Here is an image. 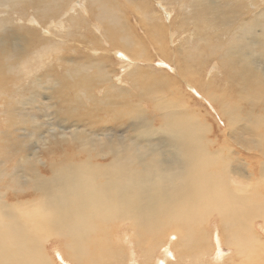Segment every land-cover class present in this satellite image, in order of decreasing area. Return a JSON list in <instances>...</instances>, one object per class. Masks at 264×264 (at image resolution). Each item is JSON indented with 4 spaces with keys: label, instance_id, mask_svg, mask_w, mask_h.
<instances>
[{
    "label": "bare ground",
    "instance_id": "6f19581e",
    "mask_svg": "<svg viewBox=\"0 0 264 264\" xmlns=\"http://www.w3.org/2000/svg\"><path fill=\"white\" fill-rule=\"evenodd\" d=\"M36 1L7 0L12 12L20 13L21 16L22 9L24 10L26 4L35 5ZM73 1L75 0H38V6H41L36 8L33 22L46 21L53 16L57 17V10L60 7L65 10ZM85 1L88 7L82 5L80 11L74 10L72 17L69 16L67 25L72 31L69 30L67 37L80 45L87 43L91 47H96L98 40L93 37L95 34L91 36L96 31L101 39L110 46V49L106 50L107 52H113L116 49L122 50L123 53L127 55L129 53L133 57L134 64H138L140 61L137 60L143 57L140 43H138L136 35L131 37V32L126 28L129 21L127 20V23L124 17L122 19L118 15L122 11L118 12L117 9L118 14L115 12L118 0ZM131 1L138 5L139 1ZM181 1L183 0H179L184 4ZM255 1L194 0L192 7L188 8L191 12L187 13L184 19H190L193 23H200L202 27L212 29L213 34L210 35L212 37H216L215 31H217V39L215 38L217 45L222 43L220 38L224 36V33L216 29L224 23L225 14H229V11L231 14L246 12L250 6L255 7L259 3V1L256 4L253 3ZM62 2H66V5L63 6ZM184 5L187 6V4ZM145 6L144 8H147ZM138 7L137 9H140ZM94 10L101 27L98 26L99 29L94 31H88L86 28L90 35L88 36L83 32V29L87 27L85 25L89 22V16L94 13ZM142 11L140 9L137 12L144 17ZM9 12L6 10L4 13L9 16ZM7 20H0V27L6 26ZM38 24L31 25L37 26ZM58 25L59 23L54 25L55 29ZM61 26L65 28L64 25ZM154 27L155 33H157L155 39H158L160 32L156 26ZM238 27L242 31L241 39L246 46L235 51V47H231L221 58L214 56L217 54H210L211 58L212 56L218 58L220 65L228 70V74L223 77L226 86L232 84L245 88L243 92L237 91L238 99L232 103L233 106H226V113H221L228 119L229 133L240 129L239 135L242 136L260 130L252 136L256 137L255 139H242V143L238 141L235 144L236 149L234 148V150L237 153V159L234 156V151L225 146L226 143L216 148L221 140L218 137L213 141L214 149H212V141L204 135L209 132V126L201 122L195 112L190 115L185 114V121L177 116L165 115L164 127H157L154 125L156 124L155 117L152 116V113L144 111L140 105H133L135 107L130 106L122 110L126 117L125 130L118 129L122 117L111 119V122H108L107 119H102L97 112H93L91 109L83 114L85 105L83 97L85 95L87 96L85 99L91 101L96 108L102 107L103 103L95 102L93 99L98 100L100 96L108 99L109 103L104 105L106 108L110 105L116 106L117 103L127 104L125 100L124 103L121 102V97L123 94L129 95L128 93L133 91L119 86L125 84L123 81L126 79L118 78L120 84H117L115 79L119 73L115 77L117 72L112 68L103 67L98 57H94L93 62L87 61L88 64L82 65L80 68L78 65V68L76 67L70 73L72 84L65 80H68L67 73L62 74L63 77L65 76L63 80L57 78L58 81L55 80L53 72L51 77L47 71L50 76L48 79L45 78L46 82L51 84L55 81V85L52 84V87L43 80L45 75L36 76L32 86L40 90L46 87L51 92L50 100L49 98L47 100L52 104L46 105L51 108V114L58 115L66 105V109L61 114L72 118L71 127L74 129H72L71 140H69L70 137L66 139L69 135L65 128L61 130L62 141L69 140L71 143L80 141L82 152L79 151L76 157L79 158L83 155L85 158H70L67 159L68 161L66 160L67 164L62 162L60 165H57V162L53 160L45 163L39 159L38 149H35L31 154H25L22 157L20 166L26 168L31 163L40 164L47 166V172L49 171L50 174L42 173L40 165L34 167L31 165L28 177L23 175L24 168L22 171L20 170L22 176L14 177L17 174H13L14 170L13 173L11 172L12 177L9 179L11 181L19 180L13 184L7 185L8 182L3 181V177H0V190L6 191H0V264H53L51 253L47 251L46 245H54L58 241L64 243L58 250L67 259H63L64 264H72L70 261H75L78 264H264V161H260V158L251 161L252 156L254 159H257L258 156L250 154L247 157L246 153L258 150L260 156L264 157V134H261V130H264V96L260 89L264 88V70L262 69L264 63V8L259 10L257 16L244 18ZM196 29L199 31L198 27ZM27 30L30 33L36 29L27 28ZM146 32L150 34L149 30ZM79 33L83 35L79 36ZM34 35L38 34L34 33ZM197 36L200 38L197 39V42L200 40L209 42V40L203 39L208 35L199 34ZM5 39L1 38L0 42L8 41ZM190 41V38L189 40L181 38V44L177 48L170 50L169 47L163 46L160 49L165 58L169 57L180 68V75L177 74L181 76V81L186 82L188 86L192 83L197 86L199 81L196 77L192 76L190 80H186L185 77L189 75L188 69L191 63L195 62L198 66L203 65L207 57L197 54L198 47L192 51L186 50L188 47L186 45ZM121 42L123 45H120ZM130 46L134 48V51ZM135 47H139L140 51ZM20 53L13 50L10 55L14 58ZM173 55H175L174 58ZM92 58L90 57L89 61ZM71 59L67 62L72 63L74 59ZM62 60L66 61V59ZM93 64L96 69L95 73L86 72L85 69L88 67L86 65ZM128 67L133 68L131 65ZM96 79V84L90 85L91 82L95 83ZM214 81L215 78L211 77L208 82H205L206 89L201 86L199 88L209 91L213 87ZM102 83L106 86L104 91L101 94L98 92L99 95L94 93ZM70 85L73 86L72 89L75 92H82V94L75 96L76 93H74L72 97L67 93L63 94L68 97L60 107L62 87H67L69 90ZM134 89H139L137 83L134 85ZM24 92L25 89L21 88V95L16 94V96L21 97L22 105H27L29 101L24 100ZM7 94H10L9 89L0 87V97ZM32 95V100L35 101V96L39 94L36 91ZM206 96L216 103L221 100V98L215 99L209 94ZM244 102L245 104H243ZM240 103L243 104L242 108H238ZM260 105H263L262 108ZM77 111H80L82 115L77 117L75 113ZM92 113L95 114V117H92ZM48 114L47 116H53ZM89 117L100 118V121H93V119L87 121L92 124L90 128H93V132H99L98 134L89 133L86 135V130L81 127L77 129L76 126L82 120H88ZM109 123L113 125L109 126ZM113 137L117 139L115 140ZM222 137L227 142V134H223ZM52 138L53 142L58 136L55 134ZM42 140L49 141L46 138ZM56 143L54 142V145ZM28 148L26 146L25 150ZM228 149H230L229 154L227 153ZM50 153H54V151ZM107 157H111L109 163L103 164L98 160ZM95 159L98 162H95ZM248 160L250 162L246 163ZM256 164L260 166L259 171ZM2 183L5 184V187ZM14 186L23 188L21 190L31 189L34 196L26 198L27 190L22 193H25L22 196L24 198H21V194L17 193L19 189H14ZM210 216L213 217L214 226L205 223ZM112 221L118 224L127 223L129 231L134 234L132 238L129 236L131 233L128 230L123 231L124 234L121 236L122 230L116 223L113 226L115 228H111ZM170 227H172L171 231ZM175 227L181 228L182 243H177L173 239L166 241V238L169 239L170 235L176 233L175 229L178 228ZM136 236L144 239L153 238L152 258H144L145 261L141 262L139 259L140 248L136 246L140 245V241L133 242L137 239ZM122 238L124 240L126 238V241L122 242ZM224 242L226 246L223 248L221 243ZM145 243L148 244V241ZM130 246L132 249H129ZM133 249H137V251L130 256L129 253L133 252ZM175 250L178 252L176 253ZM148 252L150 253V251ZM144 254L148 257V253ZM97 255H99L100 262H97Z\"/></svg>",
    "mask_w": 264,
    "mask_h": 264
},
{
    "label": "rangeland",
    "instance_id": "374dc122",
    "mask_svg": "<svg viewBox=\"0 0 264 264\" xmlns=\"http://www.w3.org/2000/svg\"><path fill=\"white\" fill-rule=\"evenodd\" d=\"M136 1L137 2L139 1L138 5L132 2L131 0H118L117 1L118 6L116 5L117 8L115 7L116 9L115 12L117 13L118 10H119L118 12L122 11L120 14L118 13L117 14L120 15L122 19L124 17L125 18L124 20H126L127 23L129 21V23L126 25V28L131 32V37L136 35V39L139 41L138 43H140V50L142 51L141 54L143 57L142 59L137 60L140 61L138 64H134L135 60L133 59V57L129 55V53L128 55L123 53L122 50L116 49L113 52L106 51L107 49H110L109 48L110 46H108V44L101 39V36L98 34V32L94 31L96 29L98 30L99 27H101L98 22L99 20L98 17L95 16L96 14L95 10L94 13L91 16H89L90 20L85 25L87 27L83 29V32L86 35L90 36L88 31L89 30L94 31V33L91 34V36L95 34L93 37H96V39L98 40V44L95 45L96 47L94 46L91 47L87 43L80 45L78 42L71 41V39L67 37L69 30L72 31L70 27L67 25L69 16L72 17V13H74V10L80 11L79 9L82 7V5L87 6V2L85 0H75L73 2H70V4L67 6L68 9L65 8V10L64 8L60 7L57 10L58 11L57 17L53 16V17H49L46 21L37 20L35 22H33V19L36 16L35 15L37 11L36 8L41 6V5L38 6V0L35 2V5H32L30 3L26 4L24 10L22 9V13H23L22 16L20 13L12 12V8L9 6L7 0H0V20L6 21L8 18L6 26L0 27V40L1 38L8 39V41L5 39L6 40L5 42H0V58L2 57L5 58L4 60L3 58L0 59L1 61L0 87L1 88L5 87L6 89L8 88L10 93L7 94L6 96L0 97V177H3V181L6 180L8 182L6 183L7 185L19 181L18 179H16L15 181H11L9 179L10 177H12L11 175L13 173V170H14L13 174H17L14 177H18V176H22L21 171L24 168L23 175H26L28 177L30 166L32 165L34 167L35 165H40L36 163L35 164L31 163L28 165L26 164L27 165L26 168L25 166L24 167H22V165L20 166L22 157H24L25 154H31L32 152H34L35 149H38L37 153L39 155V159L43 160L45 163H49L53 160L54 162H57V165H60V163L66 162V160L70 158L72 159L85 158V156L83 155L79 158L76 157V154L79 151L82 152L80 148L81 142L73 141L71 143L69 141L71 140L72 129H74V127H71L72 118L61 114L66 109V105H64V108L62 109L60 108L61 111L59 114L61 115L58 114L59 115L58 116L57 114H51L52 112L51 108H48V106H46L48 104L49 105L52 104L51 101L47 100V98H49L50 100V95H51L49 88L46 89V87H44L42 90H40L37 87H33L32 83L35 80L36 76L42 77L43 75H45L43 78V80H45V78L48 79V76L51 75L52 77L54 75V77L56 78L55 80L58 79L63 80L65 77V76L63 77V75L67 73L68 80L67 79L65 80L69 81L70 84H72V78L70 77V73H72V71L76 69V67L78 68V65L80 68L82 65L84 66L85 64H88V62H93L94 57L96 58L98 57V59H100L101 61L100 64H102L103 67H106L107 69L112 68V70L116 71L117 74L115 75V77H117L119 73V76L117 77V79H115L117 84H120L118 83V80L119 79L121 80L122 77L126 79L123 81L125 84H120L119 86L126 87L129 90L131 89L133 91L131 93L129 92L128 93L129 95L126 96L123 94L121 97L122 98L121 102L124 103L125 100L127 104L117 103L118 105L116 106L110 105V107L106 106V108H104L105 107L104 105H107V103H109L108 99H104L103 96L102 97L100 96V98L98 97L99 98L98 100L93 99V101L95 100V102L103 103L102 107L99 106L98 108H96V106L92 105L91 101L85 99L87 97L85 95V97H83V100H85L83 114H85L91 109L93 112H97L98 115L102 117V119H107L106 121L108 122H111V119H117L122 117L120 119V124L118 126V129L125 130L124 128L126 127V117H124L125 114L123 113L122 110L127 109V107L133 105H140L143 107L144 111H147L149 114L152 113V116L155 117V123H156L154 125L157 127H164L165 115L177 116L181 118L183 121H185L186 120L185 114L190 115L192 112H195L196 117L200 118L201 122L209 126V132L204 133V135H206L208 139L212 141V145H211L212 149H214L213 141H215L216 138L218 137L222 141L219 140L220 143L216 145V148L217 146L219 145L223 146V144L226 143L225 146H227L232 151H234V156L236 157V159H237V153L234 150V148L236 149L235 144L238 143V141H241L242 143V139L256 138L252 136L256 134V132H259L260 130L256 131L253 134L248 133L246 135L243 134L242 136L239 135V133L241 132L240 129L229 133L228 131L229 124L227 121L228 119L227 117H224L221 113L224 114L226 113L225 112L226 106L228 105L233 106L232 103H235V101L238 99L237 91L243 92L245 88H241L238 85H232V84H229V86L225 85V79L223 77L228 74V70L222 67L220 65V62L218 61V58L214 56H218L219 58H221V56L225 55L231 49V47H235L234 48L235 51L246 46L243 43L244 41H242L241 39L242 31L238 26L241 25L244 18H252L254 16H257L259 10L262 7L264 8V2H261V0H256L253 3L256 4L257 1H259V3H257L255 7L250 6V8H248L246 12L231 14V11H229V14H225L223 20L224 23L221 22L223 23L222 26L216 29L224 33V36L220 38L222 43L216 45L215 40L217 39V31H215L216 37H212L210 36L211 34H213L212 29L204 28L201 26L200 23L198 24H196L195 22L193 23V21L190 19L187 20L184 19L185 18L184 16H186L187 13L189 14L191 12V10L189 11L188 8L190 9L192 7L194 0L181 1L184 2V4H187V6L184 5L183 3H180L179 0H151V1L136 0ZM146 1L147 3H145ZM135 4L136 6H134ZM62 5L63 6L66 5V2H62ZM144 6L147 7L148 9L144 8ZM137 7L143 10L142 14L144 15V17H142L141 13L137 12L138 10H140L137 9ZM6 10L10 11L9 16L7 15V13H4ZM31 22L37 24L39 22V24L37 26H32L31 24L33 23ZM57 23H59V25L57 29H55L54 25ZM61 25H64L63 27L65 28H62ZM152 25L156 26V28L160 32V37L158 39H155V34L157 33H155L156 29H154L155 28L154 26L153 28H151ZM194 26L196 28L198 27L199 31H197V29ZM234 26L238 28H235ZM27 28L36 29V30H33L32 32L29 33ZM86 28H88V31ZM146 30H149L150 34L147 33ZM34 33H37L38 35L35 36ZM90 33L92 32L90 31ZM181 33L183 36L181 35ZM199 34L208 35L212 39L206 36L203 39L209 40V42H201L202 40L197 42V39L198 40L200 39L197 36ZM78 35L80 36L83 34L79 33ZM238 36H240V38H238ZM181 38H183V40L187 38L189 40L190 38L191 40L189 43L190 45L189 44L186 45L188 46L186 47V50L189 49L192 51L194 49H197L198 47L199 50H197L198 51L197 54L202 55V57H207L206 61L204 58L205 63L203 62V65L198 66V64L195 62L191 63L192 65L190 64V68L188 69L189 75L185 77L186 80H190V77L192 76L196 77L199 81L197 83V86L194 85L193 83L188 86L186 82L181 81V76H179L180 68L174 63L173 60L169 59V57L165 58L163 52L160 49L163 46L169 47L170 50H173V48H177L181 44ZM120 45H123V42H121ZM130 47L132 48V51H134V48L132 46ZM22 48H24L23 51ZM138 48L139 47H135L136 50L140 51ZM13 50L21 53L13 58V56L10 55V52H13ZM212 53L217 55H214L211 58L210 54ZM90 57L93 58L92 60L89 61ZM174 57L175 55H173V58ZM71 58H73L74 60L72 61V63H68L67 61L72 60ZM62 59H66V61H63ZM259 62L261 63V60H259ZM128 65L133 66V68L131 69L130 67H128ZM86 66H88L85 69L86 72H89L90 74L95 73L96 69L94 67V64L86 65ZM262 69L264 70V63L262 64ZM47 71L50 73V75ZM177 73H179V75ZM33 74H37V75H33ZM215 74H217L216 76L218 77H216ZM211 77L215 78L211 90L204 91L200 89L199 88L200 86L206 89L205 82H208L209 79H211ZM46 81L47 80H45L46 84L49 83ZM69 82H67L68 85ZM94 82L95 83L91 82L90 85L96 84L97 79ZM136 83L138 84L139 89H134V85ZM52 84L55 85V81H53L49 86L52 87L51 86ZM100 86H101L100 88L95 89L94 93H97L99 95V93L101 94V92L104 91V87H106L104 83H102V85ZM176 87L177 89H175ZM21 88L25 89V92L23 94L25 95L24 100L29 101L27 105H22L23 102H20L21 97L16 96V94L21 95L20 94ZM72 88L73 86H71L68 90L67 87L65 88L62 87V91L60 92L61 94L60 103L58 101L60 107L65 102L64 100L68 97V96L65 97V95L63 94L67 93L71 97L74 95V93H76L75 96L82 94V92H75ZM260 89L262 91V95L264 96V88H260ZM36 91L39 95L35 96L34 99L35 101H33L32 93ZM205 92L206 94L213 96L215 99L221 98V100L217 101L216 103L210 100L208 96H206ZM52 101L54 100L52 99ZM245 102L243 104H245ZM243 104L242 103L238 104V108H242ZM262 106L263 105H260V108H262ZM75 113L77 114V117L82 115L80 111H77ZM47 114L53 115L54 118L53 116H47ZM92 117H95L94 113H92ZM91 119L93 118L89 117L88 120H82L81 123L76 126L77 129L81 127L83 130H86L87 131L85 133L86 135H89V133L90 134L95 133L93 132V128H90V125L92 124L87 122L90 121ZM96 120L100 121V118L98 117V119H93V121ZM108 125L111 126L113 124L109 123ZM60 126L63 128L61 129ZM53 127H55L56 129H54ZM65 128H67L68 130L67 132L69 135L66 139H69V137L70 139L63 142L61 137L62 134L61 130H64ZM3 132L4 134H1ZM98 133L99 132L95 134ZM53 134L54 135L56 134L58 138L54 139V141L52 142L51 140H53L52 138L54 136ZM223 134H227L226 137L227 142L225 141V138L222 137ZM261 134H264V130H261ZM231 137H235V138L231 139ZM45 138L48 139L49 141L45 142L44 140H42ZM113 139L116 140L117 138L113 137ZM97 140L99 141V139ZM25 142L27 145L25 144ZM54 142H57L58 144L56 143L54 145ZM26 146L29 147L27 150H25ZM47 147L49 148L48 150L45 149ZM230 149L227 150L228 154ZM40 150L43 152L41 153ZM51 151H54V153H50ZM257 151L258 150L256 151L252 150L246 152L247 157L250 156V154L251 155L255 154L258 156V158L254 159V157L252 156L253 159H250L251 161L258 160L259 158L260 161L262 160L264 161V157H261L260 152ZM72 154L74 155L72 156ZM98 160L103 164L109 163L111 161V157L98 159ZM98 160L95 159V162L96 161L98 162ZM250 160L246 161V163H249ZM64 164H67V162ZM40 166L42 173L46 175L50 174L49 171L47 172L46 169L47 166H42V165ZM256 166L259 171L260 170L259 164L258 165L256 164ZM15 170L17 171V173ZM2 185L4 186L5 184L2 183ZM14 189L17 190L19 189L17 193L21 194L20 195L21 198H24L22 196L25 195V193L24 194L22 193L27 190L28 191L26 193L27 196L26 198H32L34 196L31 193L32 192L31 189L21 190L23 188L18 186H14ZM0 191L6 192L5 190H0ZM115 223L116 222H113L111 224V228L114 225L118 224ZM205 223L212 224L213 226L215 225V222L213 221V217L211 216L206 220ZM118 227H120V229L122 230L121 236H123L124 234L123 231L125 232L126 230L129 231L128 229L129 226L127 223L125 224L119 223ZM175 228H178L175 229L176 233L170 235L171 237H169V239L166 238V241L173 239L177 243L178 242L182 243V232L180 231L181 228L179 227H175ZM171 229L172 227L169 228L170 231ZM170 231L169 233H171ZM130 233L131 234H129V236L132 238V235L134 234L132 232ZM136 238L137 239L133 242H137L138 240L140 241V245H136V246L140 248L141 255L139 256V259L141 260V262L145 261L144 258H152V251L154 246L153 238L150 237L144 239L138 236H136ZM123 241H126V238L125 240L124 238H122V242ZM146 241H148V244L145 243ZM62 243H63L62 241H58L54 245L52 244L46 245L47 251L51 253L53 264H64L63 259L66 258L63 256V254L58 252L60 245H62ZM221 246L224 248L226 246L225 242L221 243ZM129 249H132V246H130ZM135 251H137V249H133V252H130L129 255L132 256V254ZM148 251H150V253ZM175 252L177 253L178 251L175 250ZM144 253L146 254L148 253L147 254L148 257L145 256ZM70 262H72V264H78L75 261H70ZM97 262H100L99 255H97Z\"/></svg>",
    "mask_w": 264,
    "mask_h": 264
}]
</instances>
